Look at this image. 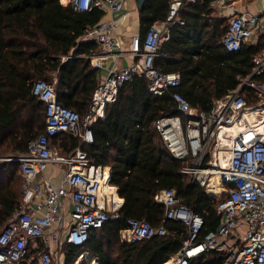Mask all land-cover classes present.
<instances>
[{
    "label": "built area",
    "instance_id": "2783aa9c",
    "mask_svg": "<svg viewBox=\"0 0 264 264\" xmlns=\"http://www.w3.org/2000/svg\"><path fill=\"white\" fill-rule=\"evenodd\" d=\"M56 1L75 12L102 13L79 38L95 45V50L84 56L91 69H100L105 59L114 61L124 54L131 62L108 70L97 81L81 117L57 101L50 83L41 78L31 81L30 93L43 107V126L26 141L24 150L0 156V161H15L21 177L18 206L0 227V264H50L51 253L63 242L82 243L90 229L119 217L120 199L109 182L107 166L91 162L81 146L92 142L90 122L102 117L118 86L133 76H144L148 91L166 93L178 112L158 116L153 127L165 150L181 160L179 171L205 194H224L216 207L220 213L217 223L201 233V215L181 203L173 188L155 192L153 198L162 204L163 218L183 224L179 247L160 264H185L205 250L214 252L216 264H264V80L258 79L264 73V50L250 58L249 72L237 76L233 89L201 110L176 89L178 73L161 72L153 65L169 28L183 24L179 8L196 0H170L162 21L151 24L142 35L129 36L126 53L116 38L115 20L103 19V15L121 12L133 0ZM263 32L261 0L257 15L229 16L218 42L225 51L234 52ZM58 133L75 137L77 144L59 152L51 141ZM49 163L61 169L56 184L43 175ZM117 235L129 243L152 235L172 236L173 231L128 217Z\"/></svg>",
    "mask_w": 264,
    "mask_h": 264
},
{
    "label": "trees",
    "instance_id": "16d2710c",
    "mask_svg": "<svg viewBox=\"0 0 264 264\" xmlns=\"http://www.w3.org/2000/svg\"><path fill=\"white\" fill-rule=\"evenodd\" d=\"M169 1L144 2L137 13L138 35L163 20ZM209 13L207 0L183 4L178 10L183 24L169 28L168 39L160 43L153 58L159 71L178 73L176 89L201 110L233 89L237 76L249 72L250 58L264 49L262 33L253 45L225 51L218 38L226 24L209 17ZM101 16L97 10L72 11L56 0H0V141L8 136L12 146L22 151L26 141L42 131L43 107L30 93L35 78L50 83L62 105L80 117L85 113L98 80L96 70L84 58L95 45L79 38ZM258 79L264 80V73ZM176 113L166 93L148 91L145 77L133 76L118 86L102 117L90 122L92 142L81 147L91 162L107 166L109 182L121 198L119 217L90 229L82 243L63 242L60 264H73L83 252L95 264H160L167 259L179 247L183 224L163 218V206L153 198L161 188H173L181 203L201 215V233L215 226L220 216L216 207L224 194L207 195L200 185L188 181L179 171L181 160L165 150L153 127L158 116ZM51 141L61 153L77 144L76 138L66 133H58ZM7 169L16 171L21 181L15 161L0 163V172ZM20 183L0 187V227L18 206ZM128 217L143 219L152 226L162 224L173 235L120 241L117 231ZM217 261L213 251L205 250L185 264Z\"/></svg>",
    "mask_w": 264,
    "mask_h": 264
},
{
    "label": "crops",
    "instance_id": "0c3cea01",
    "mask_svg": "<svg viewBox=\"0 0 264 264\" xmlns=\"http://www.w3.org/2000/svg\"><path fill=\"white\" fill-rule=\"evenodd\" d=\"M210 9L209 17L225 19L233 14L246 13L257 15L261 11V0H207ZM113 18L116 23L115 35L120 43V49L123 53L127 51V42L130 35L138 34L137 12L134 2H128L124 9L118 13L104 14L103 19ZM226 24V23H225ZM264 33V32H263ZM262 33H259L245 42L243 45H253ZM106 64L100 68L101 73L96 70V77L99 80L108 70L121 69L126 67L131 58L124 54L119 59L114 60L107 58L103 61ZM95 70V69H94ZM61 169L53 163H49L43 171V175L52 183L59 182ZM118 197V196H117ZM114 198H116L114 196ZM119 201L121 198L119 197Z\"/></svg>",
    "mask_w": 264,
    "mask_h": 264
},
{
    "label": "rangeland",
    "instance_id": "374dc122",
    "mask_svg": "<svg viewBox=\"0 0 264 264\" xmlns=\"http://www.w3.org/2000/svg\"><path fill=\"white\" fill-rule=\"evenodd\" d=\"M113 19V18H112ZM223 25H225L226 20H222ZM263 40H260V43H262ZM264 48V47H263ZM264 50V49H262ZM106 64V62L102 63L103 67ZM102 67V68H103ZM98 73H101L102 70H97ZM11 138L8 136L5 137L2 141H0V156H7V155H12L14 154L18 149L12 146ZM2 161H0L1 163ZM20 181L16 171L12 169H7L4 172H0V187L6 185L9 188L17 185ZM21 184V183H20ZM19 186V185H18ZM80 259L74 260L73 264H95V260L89 259L88 255L86 256V253H82L80 255ZM62 258V246L60 248H57L51 253V258H50V264H57L61 261ZM81 260V262H80Z\"/></svg>",
    "mask_w": 264,
    "mask_h": 264
},
{
    "label": "water",
    "instance_id": "95a60500",
    "mask_svg": "<svg viewBox=\"0 0 264 264\" xmlns=\"http://www.w3.org/2000/svg\"><path fill=\"white\" fill-rule=\"evenodd\" d=\"M145 1L146 0H133L134 7L137 13L141 10L142 5L144 4Z\"/></svg>",
    "mask_w": 264,
    "mask_h": 264
}]
</instances>
